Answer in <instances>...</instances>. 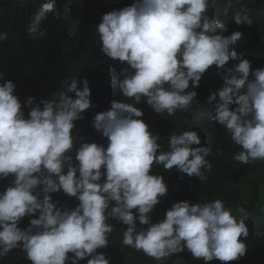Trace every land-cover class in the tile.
<instances>
[{
  "label": "clouds",
  "instance_id": "9594fccd",
  "mask_svg": "<svg viewBox=\"0 0 264 264\" xmlns=\"http://www.w3.org/2000/svg\"><path fill=\"white\" fill-rule=\"evenodd\" d=\"M214 5L215 0H133L103 14L95 29L100 50L126 65L109 86L135 104L146 101L155 113L174 116L192 106L198 93L190 85L198 88L215 66L223 83L210 90L208 99L219 96L221 102L209 119L223 126L241 149L235 161H264V67L253 69L232 47L242 33L225 36L226 25L207 14ZM70 6L68 0L63 10L69 13ZM50 15L60 17L57 0H43L31 17L26 30L33 40L45 36L42 22ZM233 21L253 25L243 8ZM7 38V32L0 33V41ZM233 60L239 62L227 67ZM0 81V181L11 177L0 191V258L20 249L31 264H80L86 258L87 264H111L97 250L109 245L112 219L127 226L124 246L160 264L185 250L204 264L214 259L227 264L246 255L248 214L243 207L234 214L221 199L178 201L162 220L152 221L150 213L168 193L163 176L152 174L155 165L201 180L212 169L207 159L211 149L197 131L173 132L163 151L159 134L142 119L143 111L113 100L92 124L107 146L89 143L73 134L75 122L92 107L87 78H72L51 99L37 103L30 96L24 104L12 80L0 73ZM60 192L78 205L58 207L52 194ZM26 216L35 218L22 229Z\"/></svg>",
  "mask_w": 264,
  "mask_h": 264
},
{
  "label": "trees",
  "instance_id": "16d2710c",
  "mask_svg": "<svg viewBox=\"0 0 264 264\" xmlns=\"http://www.w3.org/2000/svg\"><path fill=\"white\" fill-rule=\"evenodd\" d=\"M43 0H0V33L7 32L8 38L0 41V73L4 80L16 84L15 95L22 104L28 97H34L38 103L41 99H51L54 91L62 90L72 78L82 81L87 78L91 90L92 107L85 110L83 118L75 122L73 134L84 137L86 142H95L107 146V139L96 132L94 116L111 107V101L122 100L133 103L144 113L142 119L154 133H158L161 150H168V139L173 132L179 134L184 130H195L201 136L202 144L211 149L207 157L212 169L205 174V179L189 177L175 168L165 171L162 165H155L152 174L162 175L168 185V193L160 199L150 213L153 223L162 220L166 210L178 201L203 202L206 199H221L225 206L239 215L236 209L243 207L248 214L247 226L249 236L245 239L248 250L237 261L227 264H264V161L257 160L251 164H241L233 156L241 149L231 140L230 134L218 122L209 119L218 103L219 96L209 102L210 90L220 88L223 80L215 66L210 68L195 90L196 100L187 110L177 111L174 116L161 115L146 103L135 104L134 100L123 97L114 86H109L111 77L119 78V72L126 65L108 58L101 52V43L96 34V25L101 22L103 14L131 5L133 0H71L70 12L63 10L68 0H57L60 11L59 19L54 15L42 22L45 36L33 40L27 33L33 14ZM241 8L253 19V25H237L233 15ZM209 16L222 21L227 28L225 36L234 31L242 33L241 38L232 47L244 58L252 62V68L264 67V0H215L209 7ZM239 61H229L232 67ZM3 81H0L2 83ZM82 89V84L79 85ZM74 97L73 93H69ZM236 106L235 99L233 107ZM30 109L24 108L25 115ZM75 147H79L77 143ZM75 162V150L70 153ZM11 177L0 181V191L4 190ZM58 207L73 209L79 201L68 197L63 192L53 193ZM38 216V213H37ZM25 217L20 227L26 228L30 219ZM109 223L114 230L109 236V245L98 252H104L111 264H160L142 251L126 247L122 243L126 225L112 219ZM137 227H141L137 221ZM243 239V238H242ZM0 264H31L26 253L20 249L11 251L0 258ZM87 264V258L80 261ZM164 264H204L196 260L185 250L169 257ZM207 264H225L219 260Z\"/></svg>",
  "mask_w": 264,
  "mask_h": 264
}]
</instances>
